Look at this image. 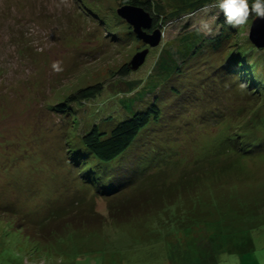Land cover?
Wrapping results in <instances>:
<instances>
[{
    "label": "rangeland",
    "instance_id": "374dc122",
    "mask_svg": "<svg viewBox=\"0 0 264 264\" xmlns=\"http://www.w3.org/2000/svg\"><path fill=\"white\" fill-rule=\"evenodd\" d=\"M152 1L164 11L155 21L161 41L174 39L187 24L205 35L220 28L216 0L176 21L164 20L168 0ZM126 2L0 0V264H231L230 257L236 264H264V124L258 130L253 125L264 119V95L261 101L241 95L236 86L243 79L226 73L237 50L256 57L246 45L252 20L234 27L220 47L199 51L181 67L180 77L156 90L158 119L109 167L110 195L84 188L83 175L69 163L68 149L92 120L67 99L95 83L114 90L112 81L143 80L152 71L154 57L147 53L149 68L118 74L148 48L115 13ZM259 58L264 76V53ZM106 107L115 126L114 111L121 109ZM89 113L100 117L104 108ZM235 132L238 141L254 146L241 159ZM125 175H137V181L131 184L135 177ZM140 184L146 195L159 190L165 199L150 202L130 221L104 218L98 226L97 218L89 228L49 241L59 218L77 207L71 203L76 194H85V203L93 199L95 210L107 217L109 207L127 200L134 194L128 189Z\"/></svg>",
    "mask_w": 264,
    "mask_h": 264
},
{
    "label": "trees",
    "instance_id": "16d2710c",
    "mask_svg": "<svg viewBox=\"0 0 264 264\" xmlns=\"http://www.w3.org/2000/svg\"><path fill=\"white\" fill-rule=\"evenodd\" d=\"M208 1L211 0H168L166 3L170 4L171 10L166 14L168 17L164 20H183V18L193 14L196 8L203 7L202 5H204V2ZM126 3L141 7L152 16V27L146 31V33L151 34L158 29L159 22L156 23L155 21H157V18L160 15L163 17L164 11L161 6L155 4L152 0H127ZM249 6H251V0H249ZM166 11L167 9H165V12ZM253 18L255 17L250 15L248 21L253 20ZM218 20L220 23L218 24V21H216V23L220 28L216 31V35L214 33L211 34L212 31L208 32L210 35H205L202 30L191 26L190 24L184 25L182 32L172 40L165 42L163 40L161 41L162 35H160V40L157 46H147L151 49L148 52V55L154 57L155 62L151 61V67L153 66L152 71L149 72L143 80L134 82L124 81L123 83L120 81H112L111 87H114V90H108L106 86H103L100 83H95L79 89L73 96L67 99L66 102L77 103L78 111L80 110V113H83L82 118H85V120H92V122L90 121L89 129H87L78 140L77 146L68 149L69 163L75 170H77V172H81V175H83L80 181L86 184L83 186L84 188L85 186H88V188L93 187L95 192L100 196L110 195L106 192L108 187V175L106 174H111L109 167L113 166L117 158H119L127 148L132 146L140 131L145 128L151 120L157 121L158 119V109L154 104V99L152 100L154 94H156V90L167 82L177 79L176 77H180L182 73L181 67L185 62L191 60V57L196 56L199 51L207 49L206 46L212 45L213 48L220 47L222 41L230 39L231 31L234 30V27L236 28L239 26L228 25L225 21L224 15H220ZM216 23L214 21V24ZM246 45L250 48L251 52L256 54V57L250 55L247 56L246 52H243V50H237L239 51V54L234 55L233 58L228 59L230 61L226 62L230 66L229 71L226 73L234 76L236 75L243 79L241 83H239L242 84L243 88L241 86H236L238 93H241L243 96L248 95L249 99H260L261 101L263 99L260 96L262 94L264 95V76L261 73L263 72V67L260 64L259 55L264 53V49L258 50L249 42H246ZM158 49L159 52L154 53V51L156 52ZM146 62L147 61L144 60V63L139 67V71L149 68ZM144 64L145 67L141 69ZM129 72V66H122L119 69L118 74L124 77L129 76ZM105 91L108 92L104 95L106 97L105 101L102 100L101 103L94 104V101L101 98ZM87 103H92V106H90V108L84 107L83 104ZM112 103L118 105L121 109L120 112H122L119 114L117 110L112 108L119 117V122L115 126L114 118H112V116L106 118V106ZM101 106L104 108L103 115L100 117L90 115L89 112L92 109L97 110V108ZM69 110L71 109L69 108ZM96 114H99V111L96 112ZM77 121L73 119L72 123L77 124ZM261 121L262 122L259 124H253L256 127L255 130L263 127L264 119H261ZM103 122L107 124L106 129L101 127ZM238 136L239 134L235 132L232 137L235 144L239 145L235 154H238L239 158H243V156L247 155L246 153L248 151L253 150L254 146L253 144L245 146L242 138L238 141ZM209 165L212 167V162H210ZM225 165L226 164H224L223 167H225ZM84 168H87V170ZM211 169L212 168H207V170ZM213 169L215 170V167ZM223 169L224 168H222V171ZM116 170L117 168L115 167V171ZM126 171H128V168ZM200 175H204V173L198 172L196 174V176ZM132 177L126 176L125 178H128L129 180V178L131 179ZM136 178L137 175L134 180H130V183L137 181ZM100 182H102L101 185ZM147 182L148 181H145L143 184H147ZM143 184H140L133 189H128L134 190V194H132L131 197H127V200L120 202L123 205L121 206V210H117V206L120 203L109 207L110 212H107L109 213L107 214V217L95 210L96 203L93 199L91 202L85 203L83 200L85 194H76L74 196L76 199L73 198L71 203H75L77 207L74 209L71 208L66 212L65 217L59 218L61 221L55 228L57 230L55 232H49V234H52L48 237L49 241L52 237L60 235L64 236L69 231H72V229L77 230V228H89L91 221L97 218L100 219V222H97V225L100 226L104 221V218H109L113 222L122 223L130 221L136 217V215L142 216L146 206L150 202L165 199L164 196L158 194L159 190H154L151 196L146 195L145 193H147L148 190H144L142 187ZM164 186L166 185L162 184L155 186V189ZM84 188L82 189L83 192ZM88 191H90V189ZM123 210H125L126 213H123ZM4 213V211L0 210V215H4ZM192 213L189 214L192 215ZM70 217L72 218L70 219ZM74 223H78V227L74 226Z\"/></svg>",
    "mask_w": 264,
    "mask_h": 264
},
{
    "label": "water",
    "instance_id": "95a60500",
    "mask_svg": "<svg viewBox=\"0 0 264 264\" xmlns=\"http://www.w3.org/2000/svg\"><path fill=\"white\" fill-rule=\"evenodd\" d=\"M116 15L132 27L137 39L141 40L149 47H155L160 40V31L156 29L151 34L145 30L151 27L152 19L150 15L140 7L123 5L116 10ZM248 40L258 50L264 49V18H254L248 30ZM148 50H144L132 58L129 68L135 70L139 68L145 60Z\"/></svg>",
    "mask_w": 264,
    "mask_h": 264
},
{
    "label": "clouds",
    "instance_id": "9594fccd",
    "mask_svg": "<svg viewBox=\"0 0 264 264\" xmlns=\"http://www.w3.org/2000/svg\"><path fill=\"white\" fill-rule=\"evenodd\" d=\"M127 5H130V4H127ZM131 6H133V5H131ZM135 7H138V6H135ZM216 7L223 13L226 23L228 25H231V26L244 25L248 21V18L250 15H252L256 18H264V0H251V6H249V0H216ZM116 10H115V13H116ZM150 17L152 19L151 15H150ZM151 27H152V25H151ZM148 30H145V32ZM158 30L161 31L159 28H158ZM131 31L133 32L132 27H131ZM147 34H150V33H147ZM160 35H161V33H160ZM134 36L136 37L135 34H134ZM136 39H137V37H136ZM139 41H141V40H139ZM146 46H148V45H146ZM53 68L57 69L56 64H53ZM126 172L127 171H125V174H126ZM122 176H123V174H122ZM126 176L129 177L128 175H125V177ZM220 259H221V262H223L225 258L223 256H221ZM229 259L231 261V264H236V258L235 257H230Z\"/></svg>",
    "mask_w": 264,
    "mask_h": 264
}]
</instances>
